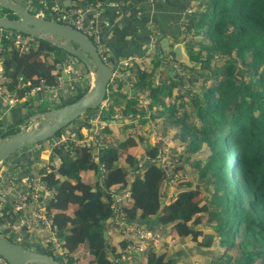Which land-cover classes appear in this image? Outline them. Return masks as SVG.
I'll list each match as a JSON object with an SVG mask.
<instances>
[{
    "label": "trees",
    "instance_id": "obj_1",
    "mask_svg": "<svg viewBox=\"0 0 264 264\" xmlns=\"http://www.w3.org/2000/svg\"><path fill=\"white\" fill-rule=\"evenodd\" d=\"M124 1L113 0L117 3ZM192 2V13L187 15L186 32L180 42L189 50L191 60L201 66L192 69L176 61L173 53L164 56L160 40L157 44L163 57H154L162 62L160 67L169 68L172 72L175 70L173 66L177 65L184 73H193L191 81L205 84L204 94L194 97L197 120L191 121L185 111L180 113L172 101L170 106L164 103L166 92L175 84L150 89L147 107L154 106L157 110L154 118L169 115L168 125L179 131L182 140L192 137V144L202 142L209 148L212 174L216 178L212 195L215 200L211 204L215 208L210 209L205 200H193L194 188L190 181L176 183L179 188L172 196L167 191L171 185L167 176L170 168H163L159 160L144 161L137 156L132 151L136 147L132 136L125 141L117 140V146L102 144L100 141H106L108 134L114 132L107 129L101 132L99 143L75 146L71 142L69 150L62 146L53 151L58 161L51 171H35L37 176H42L40 181L51 193L46 200L49 204L47 215L59 229V237L71 264H79L86 259L90 260L87 264H114L119 260L122 263L127 242L115 246L108 241L110 232H117L114 224L118 221L142 228L167 226L174 232V238L187 239L203 248L216 247L217 243L225 245L226 260L223 264H264V0ZM89 3L108 6L106 0H89ZM0 15L15 18L2 8ZM34 41L36 44L28 53L19 52L11 42L0 41V48L5 51L6 72L12 80L11 91L18 85L19 76L31 80L33 85H37L41 78L53 80L55 60L72 57L46 42ZM110 55L108 50V58ZM40 56L46 57L40 59ZM137 72L139 76L127 82H140L139 87L146 86V74L150 73ZM161 76L165 78V70ZM180 78L184 80L185 77ZM171 80L177 82L172 77ZM127 82L116 75L103 105L89 111L56 137L67 129L80 134L86 119L94 113H99L104 121L110 119L114 107L122 102L118 97L119 89ZM86 89L88 91L89 88ZM72 92H66L69 100ZM105 104L108 105L103 107ZM125 108V116L138 114L136 103L127 100ZM32 110L35 113L46 111L44 107ZM25 116L21 120H27ZM198 124L201 127L196 129ZM15 125L2 138L21 130L18 127L20 121ZM124 127L118 126L115 133L118 138L124 135ZM191 129L195 130V136H199L193 139ZM18 153L0 169V188L2 180L12 178L14 168H19L17 162L25 163V158L17 157ZM177 164H171L173 176L174 170H178ZM82 172L92 173V178L84 181ZM221 191L222 197L218 194ZM127 193L129 197H126ZM18 195L9 194L6 205H15ZM118 196L125 204H118ZM212 211L214 227L207 233L201 215ZM6 222L7 216L3 215L0 223L4 225ZM231 249H236L234 254ZM36 250L53 255L50 246ZM145 264H162V257L150 251ZM165 264L174 262L168 260Z\"/></svg>",
    "mask_w": 264,
    "mask_h": 264
},
{
    "label": "rangeland",
    "instance_id": "obj_2",
    "mask_svg": "<svg viewBox=\"0 0 264 264\" xmlns=\"http://www.w3.org/2000/svg\"><path fill=\"white\" fill-rule=\"evenodd\" d=\"M181 7H183V18L182 31L180 32L184 34L188 24L187 15L192 13V9L188 7V4L185 6L184 4H181ZM185 48L189 55V50L187 47ZM149 49L150 50L144 52L145 57L122 59L120 61L121 65H119L116 75L125 82L129 79H135V76L138 77L139 73L137 71H141L144 74L148 72L150 74H146V86L144 87H139L140 82L136 83L132 81L131 83L127 82L128 84L119 89L118 97L122 98V102L120 105H116L114 107V114H112L110 119L106 121L102 120L103 123L99 126L95 120L96 118H99V113H94L90 119H86V123L80 131V134L77 132L73 133L72 130L67 129L66 131H63L62 135L59 137H54L53 139L41 143L38 147L31 146L17 154V157L20 159L25 158L26 161L25 163L21 161L17 162L19 164V168H14L13 177L7 181L2 180V187L0 188V219L3 215H5L3 209H5V205L10 199L8 197L9 194L16 196L18 195L20 189L25 191L29 188V185L34 188V185L36 186V170L44 169L46 171H51V167L56 164V161H58L57 158H54V155H57L54 154V150H57L62 146H64V150H69L71 148L69 143L71 142L75 145L76 143L77 145H82L85 143L86 138H96L103 130L107 129H112L114 132H110L108 134L106 141H100L102 144L106 143V145L117 146V140L124 139L125 141L127 138L132 136L136 143V147H134L132 151H134L137 156H141L144 161L156 159L159 160L160 165L165 168L171 164H177V162H179L176 167L178 169L177 172L174 170L175 176H173L172 171L167 172L169 182L171 183V185L168 186L167 191L172 196H175L177 194V189L179 188L176 183L183 184L184 181H190L192 188H194L192 189L193 200H205L210 209L215 208V206L211 204L215 200V196L212 198V195L214 192V182L216 178L212 174L210 164L212 154L209 148H207V146L202 142L192 144V137L188 138V140H182V136L179 134V131L174 126L168 125L169 115L166 114L161 117L154 118L158 113L157 110L154 106L152 108L147 107L150 102V89L175 84L171 90L166 92L164 103L170 106L169 102L172 101V103L177 105L180 113L185 111L186 113H189L191 121H196L197 116L194 108L197 107L195 106L194 97L202 96L207 88L204 83H199L198 81L195 83L194 80L191 81L193 73L185 71V75L181 67H179L181 73L177 71L178 69L171 72L169 68L160 67L162 62L155 59V57L160 55V48L158 47V44H156V48H151L149 46ZM152 49L154 50L153 52ZM204 54L205 52L203 55ZM53 55L54 54H51V56ZM44 57L46 56H40V59H43ZM160 57H163L162 54ZM146 58H148V60ZM150 58L155 60V62L151 63ZM107 63H109V61ZM156 64L158 65L156 66ZM193 65L192 69L196 66H201L200 63L197 64L195 62H193ZM81 68H83V71L80 69L79 74L76 72L65 74L67 82L72 83L71 86L73 88L70 87L71 91H74L72 99H68L67 93L65 95H56L52 97L50 102H47L42 106H37L38 104L31 97L27 96L29 91L28 87L20 84L19 82V79L22 76L17 78L16 84H18L20 88L16 86L10 93L13 97L18 99V105L24 107V115H26L25 117H28V119L25 120L28 121V127L33 125L36 127L38 126L37 123L33 124L30 120L33 116L32 114L35 113L32 109H35L36 107H44V109L48 111L52 108L62 106L66 102H70L85 93L87 86L90 87V85H88L89 75L87 71L85 72L82 64ZM163 70L166 71L165 78H162L161 76V72ZM80 71L82 79L78 81ZM175 75H178V79L174 77ZM199 75L201 74L199 73ZM171 77L177 82L174 83L171 80ZM180 77L185 78L184 80H180ZM191 82L194 84H191ZM10 84H12L11 78L9 79V85ZM128 85L129 87L127 88ZM126 94H128L127 97L124 96ZM127 100L133 104H137L138 114L136 116L133 114H128L127 116L124 115ZM107 105L108 104H105L103 107H106ZM181 105H183V107H181ZM5 119L0 117V139L5 133L9 132L11 127H16L15 124H8L5 122ZM25 121L24 119L20 120V125L18 127L22 129ZM119 125H125L124 135L120 138H118L115 134ZM200 127L201 125L198 124L196 129H199ZM164 129H167V132H165ZM194 131V129H191L190 132L193 134V139L199 136H195ZM91 135H93V137H91ZM3 168L4 165L2 164L0 169ZM81 177L87 182L92 178V173L82 172ZM218 194L222 197L223 192L221 191ZM39 205L44 206L43 212L47 214L49 204L46 199H43ZM43 212L40 210L38 214L44 217ZM212 213L213 211L201 215L204 222V230L207 233L212 230V226L214 227V218ZM19 217L21 218V221L16 219L14 216L12 221H8V223L6 222L4 225L0 223L1 231L9 238L13 239V242L20 244L23 243L26 244L25 246L27 247L31 246L36 249L40 247L45 248L44 238L47 232L42 233L39 229L35 228L36 226L33 224L30 225V221L27 222L25 219L26 216ZM42 221L43 218L41 219V222ZM115 224L114 226L117 228L116 235H109L108 241L115 246H118L123 242H127V246L133 245L132 249L129 251L130 253L124 257L122 264H145L150 251H155L159 257H162V264H165L168 260H172L174 264H223V261L226 260L224 257L226 251L225 245L217 243L216 247L212 248L199 247L187 239L174 238V232H172L169 227L161 225H155L152 228H143L150 233V238H153V241L150 239L151 241L146 243L147 246H145V248H141L140 251L136 252L135 248L141 244L139 238H136L135 234H132V229L129 232H125L126 228L131 226L127 222L120 223L118 221ZM235 251L236 249H231V253L233 252L234 254ZM55 258L58 260L57 257ZM88 261L90 260L86 259L81 261L79 264H87Z\"/></svg>",
    "mask_w": 264,
    "mask_h": 264
},
{
    "label": "water",
    "instance_id": "obj_3",
    "mask_svg": "<svg viewBox=\"0 0 264 264\" xmlns=\"http://www.w3.org/2000/svg\"><path fill=\"white\" fill-rule=\"evenodd\" d=\"M0 8L9 11L15 17L0 15V29L20 33L62 50L76 58L93 76L88 91L76 101L60 108L35 113L30 120L33 124L37 123V127L34 125L28 127V121H25L19 132L1 138V166L19 151L53 139L60 131L89 111L102 106L117 74L119 62L116 59L114 65L107 63L100 56L90 37L69 25L39 17L16 0H0ZM159 39L164 56L173 53L179 63L189 67L194 66L183 43L171 45L163 36ZM0 257L9 264H61L51 254L13 242L2 231H0Z\"/></svg>",
    "mask_w": 264,
    "mask_h": 264
},
{
    "label": "built area",
    "instance_id": "obj_4",
    "mask_svg": "<svg viewBox=\"0 0 264 264\" xmlns=\"http://www.w3.org/2000/svg\"><path fill=\"white\" fill-rule=\"evenodd\" d=\"M118 5L119 4L117 2L111 3L112 7H117ZM101 7H102L101 4H95V5L91 4L90 6L84 8H71L68 10H63L60 4L55 3L53 6H46L45 9H43L39 14L36 15L45 19H49L52 21L69 25L81 31L82 33L90 37L102 59L108 62L109 59L108 48L104 38V31L102 32L99 29L90 28L86 24L87 19L93 15H95V18L97 20L103 16ZM106 25L108 24L106 23ZM154 38L151 39L149 44L151 48H156V44L158 40L157 38L155 39ZM2 40L13 43L16 50H18L21 53H28L33 47V43L27 40L22 34L0 29V41ZM1 49L2 48H0V99L2 100L3 104L6 106V109L9 111L18 105V99L13 97L12 94L10 93L12 92L10 91V85H9L10 77L6 72V67L3 58L4 51L3 49L2 50ZM147 50L150 49L148 48ZM153 51L154 50L152 49V52ZM55 67H56V72L53 75V80H49L48 78H41L37 85H33L31 80H26L23 76L19 79L20 84L28 87L29 91L27 93V96L31 97L38 104L37 106H42L43 104L50 102V100H52V97L56 95H62V94L65 95L67 91H71L70 87H72L71 86L72 83L67 82L65 74H70L71 72H76L77 74H79L80 69L83 71V68H81V63L76 58L69 56L55 60ZM173 68L178 69L177 71L180 72L179 66L174 65ZM81 79L82 78L80 71L78 81H80ZM18 88L20 87L18 86ZM72 93H74V91ZM95 120L97 121L99 126L102 125L103 119L100 116ZM91 137H93V135H91ZM99 141H100V135H98L96 138H91V139L86 138L85 143L82 145L96 144L99 143ZM82 145L79 144L77 145L76 143L75 146H82ZM171 167L172 166L169 165L168 167L166 168L163 167V168L165 169L170 168L167 170V172H169L171 171ZM41 177L42 176L35 177L36 186L34 185V188L31 185H29V188L27 190L19 193L15 205H5V209H3V211L5 216H7V223L8 221H12L13 220L12 218L14 216L19 221H21V218L19 216H26L25 219L27 222L30 221V225L33 224L34 226H36L35 228L39 229V231H41L42 233L47 232L44 238V245L46 247L47 246L51 247L52 254L54 256H58L61 259L59 260V262L61 264H71L69 263V258L67 257L68 252L63 247L62 239L59 237V229L57 225H55L51 220V218L48 217V215L43 212L44 206L39 205L43 199L48 200V198L51 197V193L47 191L46 185L40 181ZM126 197H129L128 193ZM117 202L118 204H123V203L125 204L123 198L119 196L117 198ZM40 210H42L44 217L38 214ZM42 218L43 221L41 222ZM119 222L124 223L121 221ZM131 229L133 230L132 234H135V237L139 238V241L141 242V244H139L135 248L136 252L140 251L141 248H145V246H147L146 243L148 241L151 240L153 241V238H150V233L141 227L131 226L126 228L125 232H129L131 231ZM21 244L23 245V243ZM132 247L133 245L132 246L128 245L127 248L125 249L126 251L124 250L125 254L123 256V261H124V257L128 253H130L129 251L132 249ZM29 248H33V247L29 246ZM0 264H9V263L5 259L0 257ZM72 264H76V263H72ZM114 264H122V263L121 260H119L116 261Z\"/></svg>",
    "mask_w": 264,
    "mask_h": 264
},
{
    "label": "crops",
    "instance_id": "obj_5",
    "mask_svg": "<svg viewBox=\"0 0 264 264\" xmlns=\"http://www.w3.org/2000/svg\"><path fill=\"white\" fill-rule=\"evenodd\" d=\"M34 14H39L46 6L60 4L63 10L71 8H84L91 4L89 0H16ZM192 0H125L117 7H112L113 0H106L108 6L101 7L102 17L96 19L95 15L87 19V25L93 29L104 31L107 48L110 51L109 63L114 65L116 59L120 64L122 59L142 58L149 48L152 38L163 36L171 45L181 43L184 34L182 31L183 7L188 4L192 9ZM106 23L108 25H106ZM108 32V33H107ZM182 35V36H181ZM36 44L34 40H29ZM184 44V43H183ZM119 67V66H118ZM89 75V84L93 76L84 67ZM90 88L89 86H87ZM86 88V87H85ZM84 88V89H85ZM24 107L17 105L11 110L0 99V117L8 124L19 123L24 115ZM116 235V232H110Z\"/></svg>",
    "mask_w": 264,
    "mask_h": 264
},
{
    "label": "bare ground",
    "instance_id": "obj_6",
    "mask_svg": "<svg viewBox=\"0 0 264 264\" xmlns=\"http://www.w3.org/2000/svg\"><path fill=\"white\" fill-rule=\"evenodd\" d=\"M73 126V125H72ZM69 127V126H68ZM71 128V127H70ZM164 143V142H163ZM174 158V157H173ZM196 249V248H195ZM50 250V249H49Z\"/></svg>",
    "mask_w": 264,
    "mask_h": 264
}]
</instances>
